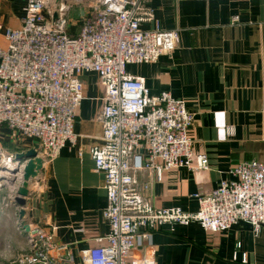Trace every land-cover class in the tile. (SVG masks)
<instances>
[{"label": "built area", "instance_id": "2783aa9c", "mask_svg": "<svg viewBox=\"0 0 264 264\" xmlns=\"http://www.w3.org/2000/svg\"><path fill=\"white\" fill-rule=\"evenodd\" d=\"M149 1L96 0L93 11L85 14L71 36L77 24L70 23L69 0H27L21 26L4 32L0 127L35 142L43 161L55 158L65 145L75 144L73 125L84 99L86 75L95 74L103 88V105L96 115L101 144L92 147L89 155L94 170L104 178V217L110 229L103 245L80 252V264H157L133 251L164 226L197 223L204 231L222 233L243 222L255 236L264 229V163L234 165L231 179L220 181L209 195H193L197 210L192 213L155 207L147 194L150 184L138 181L144 172L159 182L170 170L209 169L207 157L192 151L189 130L194 117L183 101L167 92L150 97L144 79L126 71L128 65L155 63L179 45L178 31L160 28ZM237 19L233 17V22ZM14 155L5 156L0 142V172L14 170L4 159L7 164L19 163L18 185L12 187L5 206H13L27 162L16 161ZM3 179L0 188L7 181ZM20 223L16 220L22 233ZM28 226L26 248L9 264L72 262L69 250L55 242L53 231L38 224Z\"/></svg>", "mask_w": 264, "mask_h": 264}, {"label": "crops", "instance_id": "0c3cea01", "mask_svg": "<svg viewBox=\"0 0 264 264\" xmlns=\"http://www.w3.org/2000/svg\"><path fill=\"white\" fill-rule=\"evenodd\" d=\"M26 1L0 0V48L7 44L5 30L21 26ZM148 5L162 30L178 31L179 45L155 63L128 65L126 71L144 79L150 97L167 92L183 101L194 117L192 151L207 157L209 169L170 170L159 182L144 172L138 181L150 184L147 194L155 207L192 213L197 210L193 195H209L220 181L231 179L234 165L264 163V0H150ZM84 81L73 125L76 142L43 161L29 182L23 207L27 225L53 231L55 242L69 250L72 262L61 264H80V252L103 245L110 229L104 217V178L89 155L101 144L96 115L104 92L95 74ZM0 142L13 154L36 146L5 127H0ZM12 180L11 189L18 185ZM6 190L0 188V264H9L26 248L25 231L16 227L19 207L5 206ZM133 255L151 257L157 264H264V229L255 236L243 222L222 233L204 231L197 223L164 226Z\"/></svg>", "mask_w": 264, "mask_h": 264}, {"label": "water", "instance_id": "95a60500", "mask_svg": "<svg viewBox=\"0 0 264 264\" xmlns=\"http://www.w3.org/2000/svg\"><path fill=\"white\" fill-rule=\"evenodd\" d=\"M57 18V15L54 14V19ZM38 146L36 145L34 148L29 149L24 152L16 153L14 158L18 162L27 161L24 167L20 185L17 187L16 195L13 199V206L19 207L18 219L21 222L20 225L24 229L25 233L29 231V226L24 221V210L23 207L25 205V198L28 195V185L29 182L35 179L43 165V160L37 156L38 154ZM18 170L15 168L12 172L13 175H16ZM16 180V177H15ZM7 181L12 182V179H7Z\"/></svg>", "mask_w": 264, "mask_h": 264}, {"label": "rangeland", "instance_id": "374dc122", "mask_svg": "<svg viewBox=\"0 0 264 264\" xmlns=\"http://www.w3.org/2000/svg\"><path fill=\"white\" fill-rule=\"evenodd\" d=\"M69 3L71 5L70 13L68 16L70 19V23H74L78 25L79 24L78 22L85 16V14L89 15L93 11V7L96 4V0H69ZM7 148L6 146L4 147L5 156L13 154L10 153V151ZM11 186H12V182L9 181L3 182L2 184V187H5V189H7L5 192L6 198L10 195V191L12 190ZM21 252L22 251H19L18 254Z\"/></svg>", "mask_w": 264, "mask_h": 264}, {"label": "bare ground", "instance_id": "6f19581e", "mask_svg": "<svg viewBox=\"0 0 264 264\" xmlns=\"http://www.w3.org/2000/svg\"><path fill=\"white\" fill-rule=\"evenodd\" d=\"M4 161H5V165H7V166L9 165L10 167H14V169L15 168L17 169V167L19 166V163L14 164V162L12 160L9 161L10 164H7L6 159H4ZM11 172H13V171H11ZM11 172L9 170L2 171V172H0V177L4 178L5 180L12 179V178L14 179L16 177V175H13Z\"/></svg>", "mask_w": 264, "mask_h": 264}, {"label": "trees", "instance_id": "16d2710c", "mask_svg": "<svg viewBox=\"0 0 264 264\" xmlns=\"http://www.w3.org/2000/svg\"><path fill=\"white\" fill-rule=\"evenodd\" d=\"M79 23V22H78ZM80 24L76 25V27H74L71 31V36H73L75 34V31L77 30V28L79 27ZM78 26V27H77Z\"/></svg>", "mask_w": 264, "mask_h": 264}]
</instances>
